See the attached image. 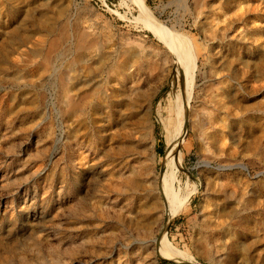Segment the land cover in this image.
<instances>
[{
    "label": "rangeland",
    "instance_id": "rangeland-1",
    "mask_svg": "<svg viewBox=\"0 0 264 264\" xmlns=\"http://www.w3.org/2000/svg\"><path fill=\"white\" fill-rule=\"evenodd\" d=\"M139 1L0 0V264H264V0Z\"/></svg>",
    "mask_w": 264,
    "mask_h": 264
},
{
    "label": "bare ground",
    "instance_id": "bare-ground-1",
    "mask_svg": "<svg viewBox=\"0 0 264 264\" xmlns=\"http://www.w3.org/2000/svg\"><path fill=\"white\" fill-rule=\"evenodd\" d=\"M135 1L142 9L144 8L143 4L139 0ZM153 24L149 25V29L164 42L165 46L169 50L168 52L172 55L171 58L175 66L177 81H180L181 85L178 95L174 97L172 104L170 105L169 113L170 115L173 114L177 116V118H181L188 110V103L192 97L195 85V57L187 48L184 47V45L174 44L168 37H166L162 24ZM131 63L134 64L132 61ZM121 65L122 63L117 66L120 68ZM131 111L132 115H134V104L132 105ZM162 126L164 130L165 142L168 147V158H166L167 160L165 162L166 171L160 178V187L162 189L160 194L164 198L163 206L165 208L167 207V216H171V213L181 211V206H177L173 201V187L176 183L178 169L182 163V157L179 153L180 132L171 131L170 125L168 124L162 123ZM158 200H160V198L158 199L157 197V202ZM159 244L179 264H191V262L187 260L177 249L168 245L165 239L161 240Z\"/></svg>",
    "mask_w": 264,
    "mask_h": 264
},
{
    "label": "trees",
    "instance_id": "trees-1",
    "mask_svg": "<svg viewBox=\"0 0 264 264\" xmlns=\"http://www.w3.org/2000/svg\"><path fill=\"white\" fill-rule=\"evenodd\" d=\"M108 2H111L112 0H107Z\"/></svg>",
    "mask_w": 264,
    "mask_h": 264
}]
</instances>
